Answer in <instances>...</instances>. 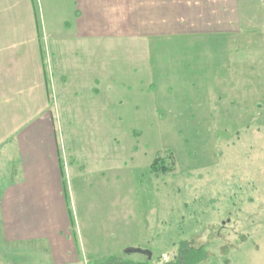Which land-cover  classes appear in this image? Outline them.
I'll return each mask as SVG.
<instances>
[{"label": "rangeland", "instance_id": "rangeland-1", "mask_svg": "<svg viewBox=\"0 0 264 264\" xmlns=\"http://www.w3.org/2000/svg\"><path fill=\"white\" fill-rule=\"evenodd\" d=\"M8 10L0 4V15ZM12 26L5 24L0 43L9 49L0 58V203L22 178L16 117L37 92L33 50L24 58L11 52ZM22 27L28 37L29 26ZM180 44L172 65L155 60L148 74L145 59L142 68L117 43L102 46L100 60L111 63L122 90L98 93L92 117L80 114V58L40 34L37 55L82 264L117 255L148 261L125 253L130 248L149 250V264H183L177 255L184 247L203 257L193 264H264V0L230 4L228 33ZM157 155L172 169L160 163L153 170ZM33 244L3 239L0 207V264L47 260L45 243Z\"/></svg>", "mask_w": 264, "mask_h": 264}, {"label": "crops", "instance_id": "crops-1", "mask_svg": "<svg viewBox=\"0 0 264 264\" xmlns=\"http://www.w3.org/2000/svg\"><path fill=\"white\" fill-rule=\"evenodd\" d=\"M10 1L19 3L14 2L13 6ZM239 1L38 0L39 16L37 0L34 3L32 0H0V4L5 3L9 8L0 15V43L5 38V24L12 23L17 38L9 48L17 53V57L22 50L23 58L33 50L37 82L36 87L31 88L32 92H37L27 97L21 105L22 114L16 117L19 122L16 123V142L23 175L9 184L0 203L5 241L18 246L44 242L49 258L32 264H82L77 246L79 244L80 248V227L76 228L79 233L77 242L65 192L53 114L46 103V72L37 55L40 34L42 39L59 45L64 55L80 58L79 62L76 61L77 79L80 78V91L86 97V101H80V114L95 117L91 107L95 106L92 104L98 93L122 90L112 76L111 63L100 60L102 46L117 43L118 51L123 54L127 51L125 56L137 64V58H140L142 68L145 59V73L148 74L155 60L169 58L166 66H170L171 58L173 61L176 58L173 55L182 51L181 41L194 39L197 35L228 33L229 5L235 9ZM39 19L43 30L39 27ZM22 25L29 26L28 37L21 34L20 27L25 31ZM7 48L0 44V58H4ZM129 68L133 69L132 62ZM121 70L122 67L119 69L122 74ZM100 81L103 83L101 87ZM21 122L24 124L20 125Z\"/></svg>", "mask_w": 264, "mask_h": 264}, {"label": "trees", "instance_id": "trees-1", "mask_svg": "<svg viewBox=\"0 0 264 264\" xmlns=\"http://www.w3.org/2000/svg\"><path fill=\"white\" fill-rule=\"evenodd\" d=\"M170 157V156H169ZM171 158V157H170ZM161 159L159 158V156L157 155L152 163L150 164V167L155 170L158 168V164L163 163V170L165 172L169 171L172 169V163L171 160L168 163V165L165 163V161H160ZM171 164V165H170ZM170 165V166H169ZM192 248L190 247H184L182 248L178 255L177 258H179V261L183 264H193L196 261H199L201 259H203V257L201 255H195L191 253ZM178 261V262H179ZM149 261H146L142 264H149ZM105 264H141V263H134L129 261L127 258H125V255H117V256H110L108 257V259L106 260Z\"/></svg>", "mask_w": 264, "mask_h": 264}, {"label": "water", "instance_id": "water-1", "mask_svg": "<svg viewBox=\"0 0 264 264\" xmlns=\"http://www.w3.org/2000/svg\"><path fill=\"white\" fill-rule=\"evenodd\" d=\"M129 252H138V253H142L146 256V259L149 261L151 260L152 254L149 250L146 249H140V248H130L125 250V253H129Z\"/></svg>", "mask_w": 264, "mask_h": 264}]
</instances>
